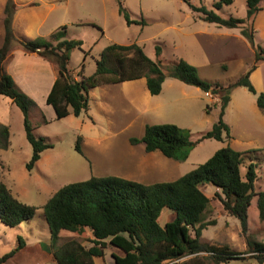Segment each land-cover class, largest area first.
I'll list each match as a JSON object with an SVG mask.
<instances>
[{
  "label": "rangeland",
  "instance_id": "rangeland-1",
  "mask_svg": "<svg viewBox=\"0 0 264 264\" xmlns=\"http://www.w3.org/2000/svg\"><path fill=\"white\" fill-rule=\"evenodd\" d=\"M32 1L37 5L26 8L30 13L29 18L20 17L18 23L12 24L15 40L11 49L14 52L25 51L19 44L20 40L55 44L51 35L64 30L67 39L82 40L84 43L83 50H74L70 56L69 68L74 76L77 71L82 70V64L85 77L94 75L96 60L111 44L136 43L152 60H156L155 47L158 45L162 49L161 59L164 65L184 59L198 69L203 80L211 85L219 84L224 87L236 82L254 63V49L241 36L239 28L221 27L205 22L199 14L191 10L185 0H123L130 20L138 23L131 25L119 15L116 0ZM187 1L195 6L203 4L222 18L246 19L247 0H234L232 5L223 6L221 9L214 7L216 0ZM260 6L263 10L255 16L254 23L248 26L249 29L253 27L255 31V44L264 49V0ZM4 9L0 0V48L5 34ZM18 9L20 16L24 10L20 7ZM142 20L146 22L145 25L140 24ZM34 58L40 61L34 59L25 64L24 60L23 65L17 67L16 80H13L17 88L35 103L29 111L34 134L45 138L53 147L46 150L42 156L43 161L28 172L25 166L31 158L32 148L26 138L23 114L14 104L9 107L6 103H0V125L7 122L10 128L9 146L0 149V183L5 184L18 200L38 207L29 222H23L16 227H8L0 222V258L19 246V237L25 242V247L19 249L7 264H47L49 254L67 242L91 246L88 230L82 234L64 231L53 249L51 233L42 207L61 187L69 183L88 180L95 172L104 174L127 170L130 167L128 163L135 164V161L125 160L129 155L127 138L140 137L144 122H152L150 116L141 118L121 102H115L117 99L114 96H118V93L107 95L106 99L111 98L112 101L110 105L101 97L99 90L89 94L88 112H83L79 117L71 114L67 118L57 120L54 109L46 103L45 84L48 82V76L42 69L41 61L44 58ZM46 61L55 65L49 60ZM39 73L43 75V79H39ZM254 82L257 87L252 82L253 85L264 93V62L261 63L260 72ZM23 83L29 90L24 88ZM172 83L175 84L166 87L163 94L165 101L168 100L171 104L161 115V124L177 125L184 131L186 140L197 144L188 152L185 160L165 158L171 166L168 174L146 175L138 179L177 180L205 163L217 150L230 146L239 151H250L246 157L247 161L253 160L258 164L256 188L258 191H264V112L257 105V96L243 87L233 89L224 115V121L230 127L231 138L224 136L223 141L203 139V135L218 121L221 111L220 98L175 79ZM164 87L163 84L162 89ZM3 98L4 102L8 99L6 96ZM207 107L209 111H206ZM87 113L97 120L96 124H93L91 117V120L87 119ZM108 122L112 123L111 127ZM110 129L112 135L106 137L107 141L103 142L98 150L89 149L90 153L93 152L92 155L76 151L79 136L81 139L83 136L90 137L92 132L104 136ZM133 157L135 156H130ZM206 218L216 220L217 224L209 226L200 241L217 249L228 247L232 253L242 258L223 264H258V261L247 253L239 221L228 216L218 200H212ZM248 223L249 234L253 240L264 244V221L260 220L256 198L249 210ZM112 251L116 249L108 247L106 250L105 264H115L111 256ZM198 256L205 259V264H216L206 258V253ZM189 259L191 257L168 264H184Z\"/></svg>",
  "mask_w": 264,
  "mask_h": 264
},
{
  "label": "trees",
  "instance_id": "trees-1",
  "mask_svg": "<svg viewBox=\"0 0 264 264\" xmlns=\"http://www.w3.org/2000/svg\"><path fill=\"white\" fill-rule=\"evenodd\" d=\"M185 1L205 22L240 29L241 35L253 47L255 55L253 65L245 74L225 87L211 85L200 77L195 66L184 59L164 65L160 46L155 47L156 60H152L141 46L132 43L107 46L96 60L94 75L85 77L82 64L77 80L72 75L69 64L71 53L83 50L82 40L67 39L64 30L51 35L55 44L20 40L19 44L25 52L40 56L57 66L58 78L46 99V103L54 109L56 119L61 120L71 114L79 117L83 112H88L89 92L102 84H119L141 78L146 79L152 96L162 92V86L169 78L218 96L221 108L218 121L203 135V139L223 141L224 136L231 138L230 127L225 123L224 115L232 91L237 87L246 88L257 96V105L264 112V93L258 92L250 79L258 65L264 62V49L255 44V31L248 26L254 23L255 16L263 10L260 7L262 0H247L246 19L222 18L203 4L195 6ZM116 2L118 13L127 24H138L130 20L123 0ZM233 3L234 0H216L214 7L221 9ZM15 11L14 1L7 0L3 22L4 41L0 48V97L11 99L23 114L26 138L32 148L31 158L25 167L31 172L42 153L53 145L34 134L29 111L35 103L17 88L12 76L4 69L15 40L12 27ZM140 24L145 25L146 22L142 20ZM209 110L207 107L206 111ZM9 137V128L0 125V149L9 146ZM81 141V137H78L76 151L79 153H82ZM130 143L143 144L147 153L160 152L166 158L179 161L185 160L188 152L197 144L186 140L184 131L170 123L147 125L143 136L131 138ZM248 153L250 151H238L226 146L217 150L205 163L169 182L143 184L117 176H93L61 187L42 207L51 233L52 248H55L64 231L82 234L88 230L91 246L67 242L51 252L49 260L56 264H95L94 259L104 258L108 247L121 252V255L112 254L115 264H168L187 257L191 259L184 264H205V259L198 256L201 253L208 254L206 258L216 264L240 260L242 258L232 253L228 247L217 249L200 241L203 232L209 226L217 224L216 220L206 218L212 200L216 199L228 216L239 221L247 253L258 264H264V244L256 242L249 234V210L255 198L260 220L264 221V191L256 188L258 164L253 160L247 161ZM206 185L216 189L212 198L202 190ZM166 208L172 212V218L165 226H161L160 220ZM37 210L38 207L15 198L10 189L0 183L1 223L16 227L31 221ZM18 240L19 246L1 257L0 264H7L19 249L25 247L23 239L19 237Z\"/></svg>",
  "mask_w": 264,
  "mask_h": 264
},
{
  "label": "crops",
  "instance_id": "crops-1",
  "mask_svg": "<svg viewBox=\"0 0 264 264\" xmlns=\"http://www.w3.org/2000/svg\"><path fill=\"white\" fill-rule=\"evenodd\" d=\"M14 1H15V4H17V10L14 14L13 24L18 23L17 20L20 17H22V19L27 18V17L29 18L28 15L30 13L27 11L26 8H31V6L37 5L32 0H14ZM5 4H6V0H2L3 9L5 7ZM19 7L23 8V10H24L20 16H18V13L20 10V9H18ZM1 16L3 17V10H2ZM1 19L3 20V18H1ZM240 34H241V31H240ZM17 55H18V57H15ZM36 56L37 55H35V54H28L23 50L20 52L19 51L14 52V50L11 49V52H10L8 58L6 59V61L4 63V69H5L6 73L11 75L12 78L14 80H16L15 74L18 71L17 67L19 65H23L22 63L24 60H26V62L24 61L25 64L26 63L28 64V61H33L34 59L38 60L37 58H34ZM38 61H40V60H38ZM41 62H43L42 63L43 68L42 69H44L45 73L48 76V82H46V84H45V87H46L45 94L47 95L46 96V99H47L48 94L50 93L53 84L55 83L56 79L58 78V69L56 68L55 65H52L51 63H49L48 61H46L44 59ZM260 65L252 73L251 78H250L255 86H256V84L254 82V78L260 72ZM77 72H79V71H77ZM39 74H40L39 79H43L42 78L43 75L41 73H39ZM72 75L74 76L75 74H72ZM18 77L21 79L20 74H18ZM74 78L78 79V73L76 76H74ZM173 80L174 79H170V78L167 79L164 82L165 87L162 89V92L157 96H152L150 94V92L148 91V88H147V82H146L145 78H141L138 80H132V81H126V82H122L119 84H104V85H101L97 88L92 89L89 94L91 95L92 93L95 92V90H99L101 93V97H103L104 100H107L108 103L111 105L112 104L111 98L106 99L107 95H111V94L113 95L115 93H118V96H114L117 99V101H115V102H118V101L121 102L127 109H129L132 113L136 114L137 116H139L141 118H143V117L145 118V117L150 116L149 119H150V121H152V122H150L151 124L148 122H144L143 128L141 127L142 128L141 130L143 131V133L140 132L139 135H141V136L138 137V138H141L144 134L145 127L147 125H157V124L162 123L163 118H161L162 117L161 115L165 111H167L169 105L171 104L170 102H168V100L165 101V97H163V94H164L166 87H171L170 85L175 84V83H172ZM23 85H24V88L26 90H29V88L26 87V84L23 83ZM179 88L184 89V87H179ZM256 90L258 92L262 91L259 88L258 89L256 88ZM3 97H5V96H1L0 103H6V106L12 107L13 106L12 100L7 97L8 99H5L6 102H4ZM89 99H90V96H89ZM86 116H87V119L88 118L90 119V117L93 119V121H92L93 124L97 123V120L93 116H91L89 113H87ZM55 118H56V114H55ZM4 123H6L5 126L8 127V123L7 122H4ZM83 123L85 124V121ZM107 124L109 127H111V125H112L111 122H108ZM111 130L112 129H110V132L104 136H101L100 134H97L95 132H92L90 134V137L83 136L82 137V144H81L82 153H90L91 150H89V149L98 150V147H100L103 142L107 141L106 137L112 135ZM131 138H135V137L129 136V138H127L126 147H128L127 149H128L129 155L125 160L127 162L135 161V164L128 163L127 165H129L130 167L127 170H125V169L118 170L117 169L118 171H113V172L104 173V174H95L96 173L95 172L93 174V176L94 175L96 177L117 176V177H121V178H125V179H131V178L134 179V177H135L134 181H137V182H140L143 184H154V183H158V182H169V181H164V180H156V181L148 180V181H146V179H142V180L138 179V177H144L146 175L147 176H154V175L163 176V175H166L170 172L171 166H170V162L168 160H166L165 159L166 157L163 156L160 152L147 153L145 151V147L143 144L132 145L130 143ZM44 153H45V151L42 153L41 159L37 162V164L40 161L41 162L43 161L44 158L42 156ZM92 153H90V154L92 155ZM131 155H133L135 157L130 158ZM149 161L151 163H149ZM149 169H151L152 171H150ZM202 190L209 198H212L215 191H216V189L214 187H212L211 185L204 186L202 188ZM171 218H172V212L167 208L164 209L162 218L160 220L161 226H165V224L168 221H170ZM83 245H85V244L83 243ZM113 253H115L116 255H121V252L117 249H116V251L111 252V256ZM99 261H101V263ZM94 262H95V264H98V262H99V264H105V262H106V251H105L104 258H95ZM47 264H56V263L50 261L48 258Z\"/></svg>",
  "mask_w": 264,
  "mask_h": 264
},
{
  "label": "built area",
  "instance_id": "built-area-1",
  "mask_svg": "<svg viewBox=\"0 0 264 264\" xmlns=\"http://www.w3.org/2000/svg\"><path fill=\"white\" fill-rule=\"evenodd\" d=\"M209 94H211V93H209Z\"/></svg>",
  "mask_w": 264,
  "mask_h": 264
}]
</instances>
